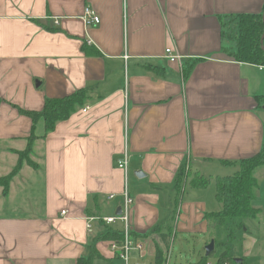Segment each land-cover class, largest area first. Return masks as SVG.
<instances>
[{"label": "crops", "instance_id": "0c3cea01", "mask_svg": "<svg viewBox=\"0 0 264 264\" xmlns=\"http://www.w3.org/2000/svg\"><path fill=\"white\" fill-rule=\"evenodd\" d=\"M87 6L98 24H84ZM263 7L264 0H0V177L17 165L32 127L15 106L41 110L47 97L79 88L90 96L88 110L35 141L38 168L24 161L7 195L0 186V264H77L108 227L121 230L119 221L95 220L89 231L88 217L121 208L126 181L118 160L126 146L131 228L155 260L179 232L208 234L205 214L221 209L216 189L188 186L176 204L175 177L185 162L205 175L231 174L238 165L223 161L261 149L264 108L255 96L264 94V66L221 50L219 16ZM167 48L180 58L169 60ZM198 58L184 79L182 64ZM259 194L263 225L244 219L229 242L244 264H264L255 258L264 254ZM109 242H97L101 259H117Z\"/></svg>", "mask_w": 264, "mask_h": 264}, {"label": "trees", "instance_id": "16d2710c", "mask_svg": "<svg viewBox=\"0 0 264 264\" xmlns=\"http://www.w3.org/2000/svg\"><path fill=\"white\" fill-rule=\"evenodd\" d=\"M263 14L264 7L258 13L242 12L220 15L219 18L223 27L222 35L227 43L223 44L221 50L235 61L264 66ZM83 50L89 55L97 54V52H92L87 44L83 45ZM201 60L202 58H198L192 62L187 61L182 64L184 79L190 76L194 63ZM89 97L87 88H79L64 96L47 97L41 110H26L15 106L21 114L31 119L32 127L27 137L26 148L18 152L19 161L17 165L8 175L0 177V186L3 187L4 195L8 194L10 182L20 171L24 161L38 168V163L32 160L31 157L35 141L40 137L45 138L55 130L59 122L68 120L75 112L88 104ZM255 98L258 102V107L264 108V94L256 95ZM41 121L44 122V132L39 135L37 127ZM223 163L238 165V170L233 174L217 175L215 177L216 198L221 203V209L207 212L205 218L218 227H227V240L218 244L223 246L224 250L219 255L217 264H238L230 251L229 242L244 227V219H256L260 213V209L255 206L260 183L254 172L258 167L264 165V141L261 149L256 154L236 161L225 160ZM210 183L211 179L209 176L195 171L189 162H185L181 165L175 177L174 189L176 197L174 202L180 204L188 186L206 188ZM153 231H161L160 225ZM122 236L121 230L108 227L100 237L95 238L88 246V254L80 257L77 264H94L97 259L102 258L97 242L99 240H120ZM163 237L167 239L168 235L164 233ZM214 253L215 250L210 255H205L203 262L205 263L208 257L214 255ZM164 262L163 252L159 250L156 256V264H164Z\"/></svg>", "mask_w": 264, "mask_h": 264}, {"label": "rangeland", "instance_id": "374dc122", "mask_svg": "<svg viewBox=\"0 0 264 264\" xmlns=\"http://www.w3.org/2000/svg\"><path fill=\"white\" fill-rule=\"evenodd\" d=\"M218 166L219 165H215ZM238 170V169H237ZM234 170L231 174L235 173ZM259 172V173H258ZM262 172H264L263 168H257L255 173L257 176L261 179L260 183V194H259V200L264 199V179L262 177ZM215 173V172H212ZM217 175H227V174H221L218 173L216 175L208 174L207 176L210 177L211 183L208 185V190L216 189L215 185V177ZM132 177H134V173L131 174ZM131 183V182H130ZM263 191V198L261 192ZM259 215V219L257 217V221H261L263 225V220ZM120 222V221H119ZM122 224V222H120ZM260 223V222H259ZM123 229V224H122ZM121 229V230H122ZM227 227H218L215 224L210 225V229L208 234L198 236H189L187 234L178 233L174 235V239H172V244L170 246L169 251L166 253V250L164 249V256L165 262L164 264H217L218 257L221 254V252L224 250V247L221 245H218L221 241L227 240ZM143 240V239H142ZM215 240L216 246H215V253L214 255L208 257L206 262L204 263V256L206 255V246L212 241ZM146 242V241H145ZM164 248H167V245L164 246ZM169 248V247H168ZM149 246L146 247L145 256L140 257L138 254L133 253L129 259V264H156L155 255L150 252ZM259 257H255L257 260H264V254H257ZM260 262V261H259ZM94 264H123V261L120 259H97Z\"/></svg>", "mask_w": 264, "mask_h": 264}, {"label": "built area", "instance_id": "2783aa9c", "mask_svg": "<svg viewBox=\"0 0 264 264\" xmlns=\"http://www.w3.org/2000/svg\"><path fill=\"white\" fill-rule=\"evenodd\" d=\"M81 18L84 24L86 25V27L90 26L91 24H98L100 22V17L96 14L95 10L90 6H87L85 8L83 16H81ZM55 23L56 24L59 23L57 19L55 20ZM128 57L129 56L126 55L125 59H128ZM166 57L171 61H177L180 58V56L178 54H175L171 48H167ZM88 109H89V105H85L83 107V110L85 111ZM128 160H129V156L126 146V152L118 160V167L125 172V181H126V185L122 193L123 204L121 206V213L112 216L88 217L89 231H92V222L95 220H101L106 225H111L117 221L122 222L123 224V229L121 230L123 235L122 238L120 240H111L109 242V245L114 256L122 260L123 264H129V259L131 255L135 252L140 253V255L142 256L147 247V243L144 240L135 237L131 228V211L135 202V197L131 194L129 189ZM113 196L114 195H111V197ZM170 246L171 243L168 245L169 249Z\"/></svg>", "mask_w": 264, "mask_h": 264}, {"label": "water", "instance_id": "95a60500", "mask_svg": "<svg viewBox=\"0 0 264 264\" xmlns=\"http://www.w3.org/2000/svg\"><path fill=\"white\" fill-rule=\"evenodd\" d=\"M264 15V14H263ZM264 37V35H263ZM135 174L139 177L143 176L144 174L141 171H136ZM121 213V208L118 209L117 214ZM216 242L215 240H212L207 246H206V255H210L212 251L215 250ZM235 261L238 264H244V259L241 257H235Z\"/></svg>", "mask_w": 264, "mask_h": 264}]
</instances>
